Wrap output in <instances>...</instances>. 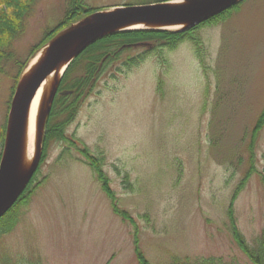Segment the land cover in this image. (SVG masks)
<instances>
[{
	"label": "rangeland",
	"instance_id": "obj_1",
	"mask_svg": "<svg viewBox=\"0 0 264 264\" xmlns=\"http://www.w3.org/2000/svg\"><path fill=\"white\" fill-rule=\"evenodd\" d=\"M80 1L108 9L154 0ZM71 4L38 0L14 41L17 60H32L42 46L32 48ZM192 35L202 54L187 37L173 50L139 46L109 64L66 128L79 146L50 144L37 175L44 181L0 246L42 264H138L137 240L153 264L208 256L250 264L233 239L228 209L253 243L264 227V126L251 136L264 109V0H242ZM137 53H146L138 66L115 72ZM7 66L0 154L18 69ZM80 147L103 157L117 203L134 223L114 212Z\"/></svg>",
	"mask_w": 264,
	"mask_h": 264
},
{
	"label": "trees",
	"instance_id": "obj_2",
	"mask_svg": "<svg viewBox=\"0 0 264 264\" xmlns=\"http://www.w3.org/2000/svg\"><path fill=\"white\" fill-rule=\"evenodd\" d=\"M156 2L165 0H155ZM38 0H0V77L8 70V64H15L17 76L14 77L15 87L18 83L19 76L26 66V62H20L14 53L13 44L18 35L22 32L24 24L33 11ZM100 9L85 6L80 0H72L71 7L66 11V15L59 25L48 31L41 43L32 48V54L41 46L46 44L59 31L65 28L72 21L77 20L81 16L90 15ZM231 9L214 17L211 21H215L224 16ZM195 29L191 31H172L161 29H135L125 30L108 34L85 48L69 65L65 71L59 88L55 96L51 111L47 117L43 138L42 151L38 166L33 173L31 179L27 183L25 189L20 195L14 206L0 219V244L2 238L11 232L18 222L19 208L26 205L34 191L42 184L43 180H38L37 175L42 164L46 161L49 146L52 142H69L71 145H78L77 140L71 139L66 134V128L74 120L78 113L79 107L87 96L96 87L103 72L107 70L109 64L122 55L123 52L129 51L135 47L142 46L148 51L157 50V46L166 47L170 50L175 49L187 37L197 46V53H201L198 37L192 35ZM147 53V52H146ZM128 55L116 67L115 72H126L133 67L138 66L145 58V54ZM201 60L202 57L200 55ZM67 91V93H62ZM71 91V92H70ZM14 94V93H13ZM264 126V109L256 121L251 131L254 141L256 135ZM6 125L4 124L1 132V141L5 140ZM87 164L93 170L97 180L101 183V187L106 195L111 199L112 208L115 213L119 214L123 219H129L135 222L129 213L122 209L118 203L115 192L110 186L108 176L104 170L103 157H98L90 152L87 147H80ZM1 157V154H0ZM261 181L264 185V176ZM131 187V184L128 183ZM230 218L229 228L233 239L247 256L250 264H264V227L255 237L253 243L247 241L241 232L232 207L228 209ZM138 264H153L143 254L139 248V242L135 241ZM12 252L5 247L0 246V264H42L41 261H29L25 257H19L11 254ZM167 264H239L235 261H225L221 257H173Z\"/></svg>",
	"mask_w": 264,
	"mask_h": 264
},
{
	"label": "water",
	"instance_id": "obj_3",
	"mask_svg": "<svg viewBox=\"0 0 264 264\" xmlns=\"http://www.w3.org/2000/svg\"><path fill=\"white\" fill-rule=\"evenodd\" d=\"M240 0H186L130 4L97 11L55 36L46 46L47 51L24 82L22 77L11 102L4 150L0 161V219L12 208L35 172L42 149L46 119L58 91L60 81L70 63L96 40L118 31L131 29H166L128 27L132 24H179V31L189 30L222 13ZM65 65L53 84L48 98L43 101L37 120V151L26 171H20L23 136L31 101L42 82L54 70Z\"/></svg>",
	"mask_w": 264,
	"mask_h": 264
},
{
	"label": "bare ground",
	"instance_id": "obj_4",
	"mask_svg": "<svg viewBox=\"0 0 264 264\" xmlns=\"http://www.w3.org/2000/svg\"><path fill=\"white\" fill-rule=\"evenodd\" d=\"M186 0H175L172 3H183ZM128 27H153V28H166V29H180L183 25L179 24H132ZM47 51V46L40 49L37 54L32 58L26 67L22 75V82L26 81L33 71L37 68L39 63L44 58ZM65 65L63 64L59 70L51 72L47 78L42 82L37 92L35 93L27 114V120L25 125V133L23 136V148L20 171H26L33 161L37 151V120L40 112L41 105L45 101L50 93V90L55 81L60 77L63 72Z\"/></svg>",
	"mask_w": 264,
	"mask_h": 264
}]
</instances>
